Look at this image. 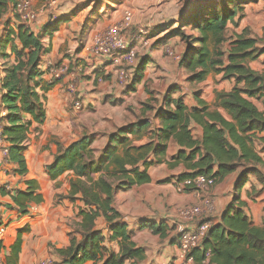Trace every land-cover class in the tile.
<instances>
[{
  "label": "trees",
  "instance_id": "1",
  "mask_svg": "<svg viewBox=\"0 0 264 264\" xmlns=\"http://www.w3.org/2000/svg\"><path fill=\"white\" fill-rule=\"evenodd\" d=\"M252 1L257 0H200L191 14L181 18L171 30L184 44L179 65L190 83L203 82L211 73L232 81L228 91H215L214 108L200 98L197 106L192 107L183 103L181 96L169 98V93L176 89L170 87L164 105L156 108L150 101L144 102L136 121L109 132L100 150L92 147L93 135L86 133L66 146L57 142L53 160L46 166L47 174L56 179L69 171L71 176L68 192L56 197L82 203L78 206V220L72 223L68 233L69 244L54 248L61 264L86 261L133 264L145 257L144 248L133 242L132 231L119 219L114 207L115 194L134 184L149 182L148 167L165 157L170 141L180 147L171 165L183 164L188 170L178 176L180 180L204 175L218 183L229 174L238 173L232 200L219 221L211 223L201 245L191 250L195 264H264V219L261 225L252 224L244 210L246 202L240 199L248 175H254L260 184L258 192L264 191V160L260 154L264 150V111L251 101L264 93V72L249 66L250 61L264 53V43L261 44L264 34L257 38L244 28L232 36L230 47L224 48L229 22L236 23L235 17H242L244 6ZM16 2L0 0V24L4 29L0 34V56L7 59L14 55L12 62L3 64L0 102L5 111L2 136L7 142L6 158L16 165V173L25 175L24 153L29 134L35 129L33 123L45 121L44 93L57 80L42 78V56L49 52V47L44 46L41 33L20 20L15 11ZM9 10L15 19L14 27L9 26V18L1 21ZM58 25V21L45 25L43 34L51 37ZM183 26L190 27L192 32L185 33ZM147 62V57L138 62L129 87L141 81ZM147 111L152 114L147 115ZM192 121L201 126L200 137L193 136ZM134 134L147 135L148 141L135 145L130 139ZM149 155L155 160L148 161ZM25 184L26 188L13 196L21 214L28 212L29 204L42 200L34 180H25ZM99 216L107 222V235L95 227ZM140 227H147L161 237L167 230L169 233L175 229V225L167 228L163 222L149 220L142 221ZM172 236L178 239L177 234ZM106 240L117 241L118 250L108 248ZM20 245L18 234L9 259L15 257Z\"/></svg>",
  "mask_w": 264,
  "mask_h": 264
},
{
  "label": "crops",
  "instance_id": "2",
  "mask_svg": "<svg viewBox=\"0 0 264 264\" xmlns=\"http://www.w3.org/2000/svg\"><path fill=\"white\" fill-rule=\"evenodd\" d=\"M44 1L32 0V3L39 7L44 3L47 6L52 5L51 1ZM105 1H111L117 5V8H122L124 12L130 11L132 16L135 11L140 16L139 21L148 23L146 28L150 33L152 32L149 40L156 43L158 49L163 48L168 57L174 58L179 65L184 44L179 41L177 48L173 49L172 43L178 35H173L171 30L178 25L181 18L191 14L200 0H139V2L134 0L135 5L132 4L133 0ZM88 7L84 4L78 6L76 11H61L48 21L46 15L40 12L36 20L31 23L32 30L41 33L44 46L49 47V52L42 56V78L50 79V74L44 63L47 58L54 60L58 56L57 61L70 65L72 72L57 80L44 93L46 119L42 124L33 123L35 129L31 130L29 134L27 149L24 153L27 165L25 175H19L14 171L16 165L9 162L2 152V147L7 146V142L4 139L0 140V225L5 228L0 241V264H37L43 258L51 259L52 264H61L54 248H64L69 244L68 233L72 230V223L78 220V206L82 203L78 200L70 201L67 198L58 199L56 197L59 193L66 194L68 192V179L71 176L69 171H65L56 179H51L47 174L46 166L53 160L57 151V142L66 146L86 133L93 135L92 147L100 150L105 145L109 132L136 121L142 113L144 102L150 101L156 108L164 105L168 89L173 86V84H167L169 73L158 70L149 78L143 73V78L135 85L128 86V88L121 87L115 76L110 73L111 65L108 60L93 57L88 51L94 37L105 28V23L109 19L103 20V25H97L99 18L94 16L96 15L94 11H87ZM7 18L11 20L9 26L14 27L15 19L12 11L9 10L3 15L1 21L3 22ZM56 21L59 23L57 31L51 37L43 34L44 26ZM72 23L73 32H69L66 29L72 28ZM83 24H86L87 29L82 33L79 25ZM94 24H96L95 27ZM91 25L92 28H90ZM66 26L67 28H65ZM61 29L65 33V39H69L66 38L67 36L75 38L74 31L79 30L81 36L78 39L83 40L80 42L81 45L78 47V43H75L77 41H68L69 47L73 49V55L64 56L63 48H60V41L57 43L54 38ZM262 34L263 32L260 31L257 37L261 38ZM143 37L141 36V38ZM8 53H10L9 50ZM146 57L148 62L145 67L152 61L150 56ZM166 58L164 57V59ZM13 60V54H10L7 59L0 56V79L4 76L3 64ZM251 62L253 63L251 64ZM249 66L254 70L264 72V53L250 61ZM101 73H107L104 76L106 77L104 83H98L94 77L95 74ZM219 75L221 77V74ZM201 83L193 82L197 85ZM68 84L73 85V88L79 91V96H82V101L85 103L84 106H88L90 103L93 105V113L83 109L80 111L82 113L80 117L76 119L72 118L70 114L67 116L66 106L70 97ZM146 86L150 88H146ZM164 87L165 89H163ZM209 88L210 86L204 87L202 94L195 93L191 102L186 91H181V88L177 86L169 93V98L181 96L183 103L188 107L197 106V98H200L207 102L210 108H214L211 103L215 98L211 102L213 96L208 92ZM1 94L0 90V96ZM251 101L259 110L264 111V93L260 97L251 98ZM1 108L0 102V122L4 124ZM74 112L76 113V111ZM146 114L150 115L152 112L147 111ZM73 123L76 125L75 127H72ZM190 128L194 137L201 136L202 128L199 124L192 121ZM130 139L133 144L140 145L148 141V136L138 137L134 134L130 135ZM179 149L177 143L170 141L165 157L160 162L153 163L148 167L149 182L134 184L120 189L115 194L114 207L120 214V221L125 222L128 229L132 231L133 242L144 248L145 257L133 264H180L181 262L178 242L172 236L174 233L177 234L176 229L169 233L167 230L166 235L161 237L147 227H140L142 221L163 222L167 228L182 222L187 228H191L194 222H185L180 214V208L200 205L203 198L210 194L215 201V210L203 212L195 218V222L200 219H210L214 223L219 221L220 214L232 200L237 172L229 174L221 182L205 189L180 187L181 180L178 176L188 170L183 164L171 165L174 163L173 157L176 156ZM147 160L154 161L155 159L153 155H149ZM141 168L143 169L144 166ZM28 179L35 181L42 200L38 203L32 202L28 206V212L21 214L14 205L13 196L16 191L26 188L25 180ZM260 187L255 176L248 175V180L240 194V199L246 202L244 210L254 225H261L264 219V191L259 193ZM95 227L102 229L105 235L108 234L107 222L103 216H99L95 220ZM18 234L21 238L20 249L15 257L12 256L9 259L11 247ZM105 245L114 251L118 250L117 241L106 240ZM83 264H93V262L86 261Z\"/></svg>",
  "mask_w": 264,
  "mask_h": 264
},
{
  "label": "rangeland",
  "instance_id": "3",
  "mask_svg": "<svg viewBox=\"0 0 264 264\" xmlns=\"http://www.w3.org/2000/svg\"><path fill=\"white\" fill-rule=\"evenodd\" d=\"M46 1L47 0H45L44 2H46ZM49 1L52 2L51 6H47L44 3L43 5L41 4L42 6L39 7V6H34L32 3V0H31L32 8L37 12V15L40 14V12H43V14L46 15V17H47V21L52 16L59 14L61 11H68V12L76 11L78 6H82L84 4H86V6L87 5L89 6L88 9H86L87 11L88 10H89V12L94 11L96 13V15H94V16H98L99 22H97V25H103L104 24L103 20H105L106 18H109V19H107V21L105 23V27L107 25L114 24L118 21L120 22V20L122 19L123 13H124V10H122V8H119V7L117 8L116 4L114 5L111 1H105V0H64V1L63 0H49ZM135 1L139 2V0H135ZM135 1L134 0L132 1L133 5H135ZM75 5L77 7H74ZM130 6H132V5H130ZM139 18H140V16H138V14L134 11L133 16L131 18L130 25L128 26V28L126 30H124L123 34L129 40V42L131 41V46L136 50V55H137V59H136V63H135L136 65L144 57H146V56L151 57L152 61H150L151 63H149L147 65V67H145L144 75L146 74V76L148 78L152 77L154 75V72H156L158 70L169 73L168 74L169 80L167 81L168 82L167 84H171V85L173 84V86H171L173 89L176 88L177 86H179V88H181V91H186L185 93L187 94V96L189 95V100L191 102H192V96H194L195 93L196 94H202L204 87L210 86L208 92L213 96L211 102H213V99L215 98V91L216 90H224L225 91V90L231 88L232 81L222 80L220 75L216 74V73L209 74L207 76V78L205 79V81L202 82L200 85L189 83L186 80L185 72L183 71L182 68H180L179 65H177L176 60L174 58H169L166 51H164L163 48L158 49L156 46V43H154V42L152 43L149 40L152 32L150 33V31L146 28L148 26L146 24H148V23L139 21ZM235 21H236V23L235 22H229V25L227 27V32H226L227 41L224 44L225 50H227L230 47V40L232 39V36H234V34L236 32L242 31V29H244V28H246L248 30V33L250 35L255 36V37H257V35L260 34V31H262L264 34V0H257L256 2L252 1V2L247 3L244 6L242 17L239 18L238 16H236ZM173 25H174V23H173ZM80 26H81L80 30H82V33H83V31L85 29H87V26H86V24L79 25V27ZM95 26H96V24H94V27ZM65 28H67V26ZM90 28H92V25ZM183 28H184L185 33H187V34L192 32L190 27H188V26H185V27L183 26ZM3 30L4 29H2V27H0V34L2 33ZM66 30H68L69 32H73V23H72V28L66 29ZM78 31H74L75 38L67 36L66 38H69V39H65V37H64L65 33L63 32V29H61L57 33V35L54 37L56 39L57 43L60 41V48H63L62 52H63L64 56H70V55L74 54L73 49H71L69 47V42H68L69 40L77 41L75 43L76 44L78 43V47L81 45L80 42L83 40L81 38L78 39V37L81 36V35H79ZM193 34H195V33H193ZM141 36H144L145 38L143 39V38H141ZM179 41L180 40L177 37L175 39L174 43H172L174 50L177 48ZM263 43H264V38H263V41L261 44H263ZM134 45H136V46L134 47ZM148 53H150V54L148 55ZM164 57H167V58L164 59ZM57 60H58V56L55 57L54 60H53V58L45 59L44 63L46 65V69L49 70L52 67L55 68V67H58L60 65H64V66L68 67L67 73L72 72L70 65H67L66 63L62 64V63L58 62ZM252 63L253 62H251V64ZM123 66L127 70H130V68H132V66H128L125 64H123ZM135 67H133V70ZM161 78H163V77H161ZM46 80L50 81L49 79H46ZM105 80H106V78H104V80L102 82H98V81L97 82L98 83H104ZM125 88H128V86ZM146 88H150V87L146 86ZM163 89H165V87ZM69 92H70V97H69V100H68L67 106H66V111L68 113L67 116H69V114H70V116L72 118L76 119V118L80 117V115L82 114V113H80V111H82L83 109L93 113V111H94L92 109L93 105L90 103L88 106H84L85 103H83V101H82V99H83L82 96L80 95V97H79V91L75 90V91H69ZM77 100L81 101L79 108H76L74 106V102ZM211 104L213 105V103H211ZM74 111H76V113ZM74 122L76 124V121H74ZM75 124L73 123L72 127H75L76 126ZM257 149L262 150L260 147ZM260 154L264 160V150L260 151ZM262 169L264 170V167ZM215 184L216 183H214V185ZM228 187H229V184H228ZM207 195H208V197L211 198L212 205L214 208L213 210H215V201L213 200L212 196H210V194H207ZM208 221H210V219H208Z\"/></svg>",
  "mask_w": 264,
  "mask_h": 264
},
{
  "label": "built area",
  "instance_id": "4",
  "mask_svg": "<svg viewBox=\"0 0 264 264\" xmlns=\"http://www.w3.org/2000/svg\"><path fill=\"white\" fill-rule=\"evenodd\" d=\"M15 11L20 20L27 24H31L37 17V12L32 8L31 0H17ZM131 18L132 14L130 11L124 12L120 22L118 21L114 24L107 25L100 33L96 34L93 42L88 48L89 53H91L93 57L108 60L111 65L110 73L115 76L117 83L121 85V87H127L129 85V80H131L134 72L133 67L136 66V50L130 45L129 40L123 34L124 30L130 25ZM144 38L145 37H143V39ZM123 64L132 66V68L127 70ZM67 70L68 67L64 65L50 68L48 70L50 79L59 80L63 78L69 74ZM106 74H95V80L102 82ZM68 90L75 91L71 84H68ZM80 104L81 101L79 100L74 102L76 108H79ZM1 111V114L4 115L5 111ZM3 125L4 124L0 122V140H3ZM2 152L5 156L7 155V146L2 147ZM179 184L182 188L205 189L214 185V180L212 177L197 175L192 178H185L181 180ZM213 209L210 197L203 198L200 205L183 206L180 208V214L185 219V222H194L191 228H187L182 222L175 223V229L178 235L177 242L179 258L181 260L180 264H195L193 256L191 255V250L201 245L212 223L207 219H200L195 222V218L200 216L203 212H210ZM4 231V226L0 225V241L3 238ZM203 262L207 263V259ZM37 264H52V260L43 258L39 260Z\"/></svg>",
  "mask_w": 264,
  "mask_h": 264
}]
</instances>
